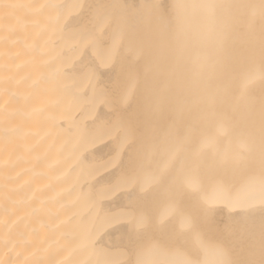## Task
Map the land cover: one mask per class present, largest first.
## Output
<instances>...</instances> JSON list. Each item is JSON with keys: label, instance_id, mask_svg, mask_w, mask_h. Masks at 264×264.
<instances>
[{"label": "bare ground", "instance_id": "6f19581e", "mask_svg": "<svg viewBox=\"0 0 264 264\" xmlns=\"http://www.w3.org/2000/svg\"><path fill=\"white\" fill-rule=\"evenodd\" d=\"M262 67L264 0H0V264H264Z\"/></svg>", "mask_w": 264, "mask_h": 264}, {"label": "snow or ice", "instance_id": "6c2138e0", "mask_svg": "<svg viewBox=\"0 0 264 264\" xmlns=\"http://www.w3.org/2000/svg\"><path fill=\"white\" fill-rule=\"evenodd\" d=\"M252 78L255 79V76ZM259 78L264 80V67L260 69ZM243 206L250 210H255L257 207L259 208L262 220L261 230L262 234H264V183L261 184L259 193L253 194L251 197H249L248 203ZM134 223L144 229H151L153 227L148 222H146L144 217L136 218ZM165 227L169 226L165 225ZM168 238L170 243L184 246L188 245L192 241L199 242V228L190 218H185L181 221L179 230H177L174 225L169 228ZM155 239H157L155 232L146 230L136 233L135 242L144 243L146 241ZM221 264H227V262H221Z\"/></svg>", "mask_w": 264, "mask_h": 264}]
</instances>
